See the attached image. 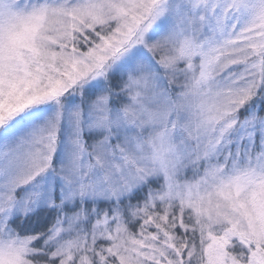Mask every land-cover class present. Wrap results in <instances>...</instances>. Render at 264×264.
<instances>
[{
	"label": "snow or ice",
	"instance_id": "snow-or-ice-1",
	"mask_svg": "<svg viewBox=\"0 0 264 264\" xmlns=\"http://www.w3.org/2000/svg\"><path fill=\"white\" fill-rule=\"evenodd\" d=\"M0 264H264V0H0Z\"/></svg>",
	"mask_w": 264,
	"mask_h": 264
}]
</instances>
